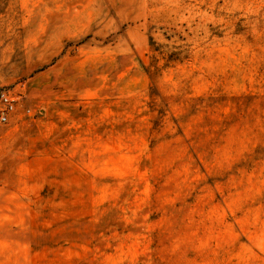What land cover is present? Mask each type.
Instances as JSON below:
<instances>
[{
  "label": "rangeland",
  "instance_id": "1",
  "mask_svg": "<svg viewBox=\"0 0 264 264\" xmlns=\"http://www.w3.org/2000/svg\"><path fill=\"white\" fill-rule=\"evenodd\" d=\"M0 264H264V0H0Z\"/></svg>",
  "mask_w": 264,
  "mask_h": 264
},
{
  "label": "built area",
  "instance_id": "2",
  "mask_svg": "<svg viewBox=\"0 0 264 264\" xmlns=\"http://www.w3.org/2000/svg\"><path fill=\"white\" fill-rule=\"evenodd\" d=\"M1 102L4 105V109L1 112L0 120L7 122L9 114L14 110V100L7 94L1 95Z\"/></svg>",
  "mask_w": 264,
  "mask_h": 264
}]
</instances>
